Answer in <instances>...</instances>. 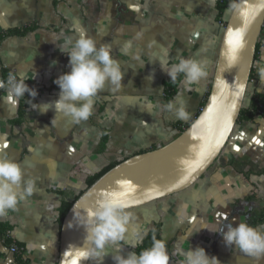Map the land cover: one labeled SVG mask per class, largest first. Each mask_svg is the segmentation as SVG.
Segmentation results:
<instances>
[{
    "label": "crops",
    "instance_id": "crops-1",
    "mask_svg": "<svg viewBox=\"0 0 264 264\" xmlns=\"http://www.w3.org/2000/svg\"><path fill=\"white\" fill-rule=\"evenodd\" d=\"M217 1L0 0V36H4L0 82L7 84L3 71L25 78L38 92L32 103L58 99L60 89L54 80L70 71L66 53L80 30L93 37L98 47L110 44L113 59L123 71L122 87L110 90L106 84L94 98L93 114L80 123L56 114L54 108L47 113L33 109L28 94L19 117V98L0 87V158L19 164L25 180L34 185L14 210L0 215V222L12 227L10 234L23 244L22 258L28 264L57 263L60 204L85 189L88 175L113 161L169 143L200 112L224 29L217 19ZM29 26L34 29L24 35H7ZM137 34L142 38L136 39ZM126 42L132 44L128 55L121 51ZM258 43L246 106L254 95L264 97V31ZM162 48L169 66L192 58L206 72L194 83H187L182 74L168 102L163 83L170 77L156 62ZM103 132L107 142L101 150ZM262 213L264 217V116L256 114L251 121L235 124L213 169L195 188L124 210L126 232L122 240L106 246L102 264H114L112 256L118 253L134 252L157 220L162 223L168 264H181L184 253L197 246L220 264H264V259L227 248L218 233L241 222L264 233V221L257 220ZM213 228L217 232L208 230ZM0 264H18L1 239ZM88 264H101V260L90 258Z\"/></svg>",
    "mask_w": 264,
    "mask_h": 264
},
{
    "label": "water",
    "instance_id": "water-1",
    "mask_svg": "<svg viewBox=\"0 0 264 264\" xmlns=\"http://www.w3.org/2000/svg\"><path fill=\"white\" fill-rule=\"evenodd\" d=\"M263 26L264 0H236L196 118L169 143L113 166L73 202L60 226L56 264H88L92 245L80 225L102 198L114 195L123 211L139 208L186 190L207 172L237 123Z\"/></svg>",
    "mask_w": 264,
    "mask_h": 264
},
{
    "label": "clouds",
    "instance_id": "clouds-1",
    "mask_svg": "<svg viewBox=\"0 0 264 264\" xmlns=\"http://www.w3.org/2000/svg\"><path fill=\"white\" fill-rule=\"evenodd\" d=\"M141 38V34H137L136 39ZM131 47V42H126L121 49L122 53L128 55ZM60 50L65 54L63 47ZM161 52L163 54L159 55L156 62L170 80L175 81L179 74H183L187 83H194L206 75L201 62L192 58H181L178 63L169 66L167 51L162 48ZM66 55L70 71L54 80L60 89L58 99L54 102L32 103L38 92L35 88H30L23 77L10 75L7 84L0 82V87H7L9 94L17 99L27 93L31 99V107L41 113H47L54 108L56 114L70 116L75 123L87 121L93 114L94 98L105 89L106 84L110 90L122 87L123 71L120 62L113 59L111 45L101 44L98 47L96 40L83 30H80L79 37L71 42ZM153 57L155 59L157 54L153 53ZM55 63L56 61H53V64ZM168 107L171 108L172 105L169 104ZM179 115L184 116V112L181 111ZM21 188L23 192L18 191ZM33 188V181L25 180V173L19 164L0 158V215L14 210L18 199L30 195ZM127 222L128 215L123 214L122 207L114 195L99 200L97 207L88 212L87 219L80 225L86 227V239L92 245L86 253L87 258H100L102 264L106 246L110 242L123 239ZM69 225L73 226L71 221ZM208 230L217 232L214 228ZM218 233L227 248L236 247L256 260L264 259V233L248 223L229 225L222 233ZM112 260L114 264H168L169 257L164 242L157 240L151 248L143 250L139 255L135 252L126 256L118 253L112 256ZM181 264H220V261L215 256H209L203 247L197 246L184 253Z\"/></svg>",
    "mask_w": 264,
    "mask_h": 264
},
{
    "label": "trees",
    "instance_id": "trees-1",
    "mask_svg": "<svg viewBox=\"0 0 264 264\" xmlns=\"http://www.w3.org/2000/svg\"><path fill=\"white\" fill-rule=\"evenodd\" d=\"M235 2H236V0H218L217 4H216L217 19L221 20L223 15L226 14V12H228L235 5ZM33 29H34L33 26H29V27H26L23 29H15V30L7 32V35H10V34L24 35L28 31L33 30ZM263 31H264V28H263ZM3 37L4 36H0V40H2ZM258 50H259V43H257V45H256V52H255L254 59L256 58V56L258 54ZM9 76H8L6 71H3V77H4L5 81L8 80ZM181 76H182V74H179L175 81H172L170 79L164 81V83H163V87H164L163 88V94H164L167 102L175 94L177 86L180 82ZM250 76H251V74H250ZM210 87H211V84H209V86H208L207 96L209 94ZM26 98H27V93L25 94V96L19 98V107H18L19 117H21L24 113V108H25L24 105H25ZM205 101H206V99H205ZM205 101H204L203 105L205 104ZM256 114H261L262 116H264V97H262L260 95H254L251 99L249 106H242L240 113H239V116H238V119H237V123H243L246 121H251V120H253V118ZM106 142H107V134H106V132H103V135L101 137V144H100L101 150L104 149ZM126 158H121L117 161H113V162L105 165L98 172L91 174V175H88L85 178V184H86L85 189L80 191L73 200L64 201L60 204L59 216H58V220H57L58 225H59V230H60V226H61L63 217L65 216V214L67 213V211L69 210V208L71 207L73 202L80 195H82L83 192L89 186H91L100 176H102L105 172H107L113 166H115L116 164H118L119 162L123 161ZM257 220L262 221V222L264 221L263 213ZM161 227H162V223L160 220H157L156 222L153 223L152 228L136 244L134 252L137 255H139L140 252H142L143 250L151 248L155 241H157V240L161 241ZM11 229H12V227L9 224L0 222V239L2 240L5 247L10 249L11 246H15L17 248V251L14 252L13 254L15 255V258H16V261L18 264H28V262L22 258L23 244L16 241L11 236V234H10Z\"/></svg>",
    "mask_w": 264,
    "mask_h": 264
},
{
    "label": "rangeland",
    "instance_id": "rangeland-1",
    "mask_svg": "<svg viewBox=\"0 0 264 264\" xmlns=\"http://www.w3.org/2000/svg\"><path fill=\"white\" fill-rule=\"evenodd\" d=\"M230 11V10H229ZM229 11L228 12H226V15H225V17H224V19H221L223 22L222 23H220V25H221V27L222 28H224L225 27V25H226V22H227V19H228V16H229ZM223 18V17H222ZM212 81V80H211ZM249 83V82H248ZM209 84H211V82H209L208 83V86H209ZM208 86H207V88H208ZM246 102H247V89H246V93H245V97H244V101H243V106H246ZM198 115V114H197ZM196 117H194L193 119H191V120H189V123L188 124H190V123H192L193 122V120L195 119ZM183 127H185V125L183 126ZM187 127V126H186ZM185 127V128H186ZM184 128V129H185ZM218 158V157H217ZM215 162H216V160H215ZM215 162L213 163V165L207 170V172L201 177V178H203V177H205L206 175H208L210 172H211V170L213 169V167H214V165H215ZM201 178L198 180V181H200L201 180ZM197 181V182H198ZM196 182V183H197ZM196 183H194L192 186H190L189 188H187L186 190H184V191H187V190H192L193 188H195V185H196ZM181 192H183V191H181ZM180 193V192H179ZM177 194V193H176ZM134 209H137V208H134ZM131 210V209H130ZM58 243H59V240H58ZM58 252H59V250H58Z\"/></svg>",
    "mask_w": 264,
    "mask_h": 264
},
{
    "label": "built area",
    "instance_id": "built-area-1",
    "mask_svg": "<svg viewBox=\"0 0 264 264\" xmlns=\"http://www.w3.org/2000/svg\"><path fill=\"white\" fill-rule=\"evenodd\" d=\"M263 28H264V26H263ZM262 32H263V31H262ZM10 251H11L12 253H14V252L17 251V248H16L15 246H11V247H10Z\"/></svg>",
    "mask_w": 264,
    "mask_h": 264
},
{
    "label": "snow or ice",
    "instance_id": "snow-or-ice-1",
    "mask_svg": "<svg viewBox=\"0 0 264 264\" xmlns=\"http://www.w3.org/2000/svg\"><path fill=\"white\" fill-rule=\"evenodd\" d=\"M238 42V41H237Z\"/></svg>",
    "mask_w": 264,
    "mask_h": 264
}]
</instances>
